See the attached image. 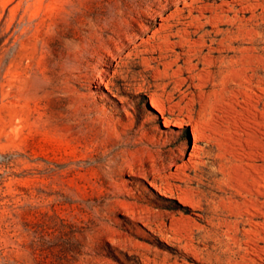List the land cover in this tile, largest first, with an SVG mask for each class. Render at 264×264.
Masks as SVG:
<instances>
[{
	"label": "rangeland",
	"instance_id": "374dc122",
	"mask_svg": "<svg viewBox=\"0 0 264 264\" xmlns=\"http://www.w3.org/2000/svg\"><path fill=\"white\" fill-rule=\"evenodd\" d=\"M0 42V264H264V0H0Z\"/></svg>",
	"mask_w": 264,
	"mask_h": 264
},
{
	"label": "bare ground",
	"instance_id": "6f19581e",
	"mask_svg": "<svg viewBox=\"0 0 264 264\" xmlns=\"http://www.w3.org/2000/svg\"><path fill=\"white\" fill-rule=\"evenodd\" d=\"M153 107L155 109H157L158 111L160 112H163V109L162 107L157 104V103H152ZM184 123V122H183ZM165 125L166 126H183V124H179V125H176L174 124L172 121H165ZM250 127V126H249ZM248 141V140H247ZM246 141V142H247ZM253 143H255V146L256 145V142H253L252 140L250 142L247 143V148H253ZM259 144V142H258ZM245 145V143H244ZM261 146V145H260ZM258 147V146H257ZM256 148V147H255ZM247 150V149H246ZM248 151V150H247ZM242 155V154H241ZM239 160V159H238ZM250 160H254V153H247V154H243V157L240 159V163L241 165H238L240 166L239 169H238V174H239V177L242 179V181H245L246 183L251 184V187H252V192L254 196H257L258 192L260 191L259 190V187H260V183H261V176H260V171L257 167H255L254 165L250 164V163H247V161H250ZM237 172V171H236ZM263 175V174H262ZM240 179V180H241ZM248 181V182H247ZM250 182V183H249ZM243 183V182H242ZM251 192V193H252ZM255 198V197H254ZM255 202V201H254ZM252 207V206H251ZM255 209L257 206H253ZM254 210V209H253Z\"/></svg>",
	"mask_w": 264,
	"mask_h": 264
},
{
	"label": "trees",
	"instance_id": "16d2710c",
	"mask_svg": "<svg viewBox=\"0 0 264 264\" xmlns=\"http://www.w3.org/2000/svg\"><path fill=\"white\" fill-rule=\"evenodd\" d=\"M0 45H1V42H0ZM1 158H3V159H2V162H1L0 164H4V165H9V164H10V162H9L10 160H8V162L5 163V160L8 159V157H1ZM9 159H10V158H9ZM3 178H4V177L0 175V187H1V186L3 185V183H4V182H3V181H4Z\"/></svg>",
	"mask_w": 264,
	"mask_h": 264
}]
</instances>
